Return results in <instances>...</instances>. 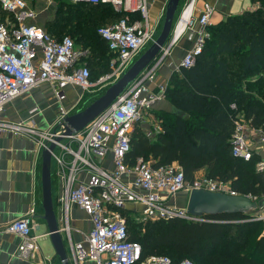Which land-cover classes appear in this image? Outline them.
Returning a JSON list of instances; mask_svg holds the SVG:
<instances>
[{
	"label": "built area",
	"instance_id": "obj_1",
	"mask_svg": "<svg viewBox=\"0 0 264 264\" xmlns=\"http://www.w3.org/2000/svg\"><path fill=\"white\" fill-rule=\"evenodd\" d=\"M68 1L73 4H107L115 12L123 14L121 19L97 30L111 55L110 73L97 81H91L89 70L80 63L89 55V51L77 49L69 36L56 39L44 29L28 24L37 15L28 7L26 0H0V10L5 13V18L0 17V133L29 138L42 152L54 144V150L50 153V173L61 186L57 200L66 212L69 206L76 207L91 222V229L83 241L70 243L74 264L88 261L95 264H172L167 256L159 255L148 256L142 261L141 246L129 239L120 210L130 204H137L143 206L139 211L143 221L181 219L196 223L212 222L187 215L185 208L169 207L166 199L194 188L239 195L226 183L206 177L188 183L182 170L171 164L153 167L143 158H137L133 163L127 158L134 128L143 120L146 112L163 99L164 87L154 92L150 85L163 57L169 55L170 47L181 37L176 36V30L169 46L162 49L157 64L144 70L109 109L80 132L64 135L65 119L77 106L70 110L60 108L57 113L58 126H54V131L51 127L41 132L43 136H40L39 142L33 137L36 135V126L31 118L17 122L1 119L9 103L44 85L50 87L58 102L66 100L65 90L68 87L81 90L79 101L85 92L102 93L127 71L149 44L154 43L160 20L150 21V0ZM195 1L189 0L184 6L177 25L185 21L182 34L195 22ZM201 10L195 23L205 27L209 24L214 8L204 4ZM185 15L187 20L184 19ZM205 39L204 34L197 36L193 48L181 60V68L188 69L194 65ZM37 112L38 108H34L29 116ZM57 127L58 130H55ZM244 131V125L235 123L230 146L233 157L249 161L254 149ZM58 137L61 138L59 142L56 141ZM261 142L264 143V137ZM108 156H111V171L103 167ZM255 170L264 176V159L256 162ZM247 196L257 200L256 197ZM236 222L260 223L261 236L264 237L263 206L259 207L257 214ZM35 226V211L31 208L5 229L6 233L20 239L16 252L20 259H32L39 250L40 236L34 233ZM178 264L195 263L183 259Z\"/></svg>",
	"mask_w": 264,
	"mask_h": 264
},
{
	"label": "trees",
	"instance_id": "obj_2",
	"mask_svg": "<svg viewBox=\"0 0 264 264\" xmlns=\"http://www.w3.org/2000/svg\"><path fill=\"white\" fill-rule=\"evenodd\" d=\"M71 4L66 11L60 9L58 20L48 27L49 32L44 30L56 39L73 35L70 38L75 47L89 51L82 61L93 81L91 77L109 72L108 56L111 57L97 30L121 19L123 14L107 4ZM263 74L264 8L226 18L212 29V36L194 65L170 77L165 99L182 115L160 113L161 132L155 140L145 137L136 127L127 156L129 162L143 158L146 162L151 160L153 167L177 162L188 183L194 180L196 171L205 168L206 178L228 183L233 192L263 197L264 180L254 171L256 159L235 158L230 146L235 118L240 113L250 128L264 135V105L243 88V84H248L250 92L260 95L264 88ZM252 76L259 78L250 82ZM100 93L93 95L92 100ZM89 96L83 97L77 111L85 108ZM246 218L243 215L208 218L214 223L157 220L148 223L139 234L126 227L129 239L141 246L142 261L159 255L167 256L172 264L183 259L195 264H264V237L258 235L260 223H235ZM245 246L250 247L242 252Z\"/></svg>",
	"mask_w": 264,
	"mask_h": 264
},
{
	"label": "crops",
	"instance_id": "obj_3",
	"mask_svg": "<svg viewBox=\"0 0 264 264\" xmlns=\"http://www.w3.org/2000/svg\"><path fill=\"white\" fill-rule=\"evenodd\" d=\"M168 3L169 0H150L148 9L150 21L159 20L165 13ZM205 3L210 4L214 8L211 23H221L228 17L237 16L242 12L251 11L255 8V5L250 0H198L195 5L196 16ZM28 24L34 25L36 23L33 20ZM193 26L198 27L195 23ZM194 36L191 37L189 33L186 39L171 51L170 57L166 62L164 61L157 67L155 71L156 76L150 85L151 90L158 92L160 87L166 88L170 77L182 69L180 68V62L185 54L193 48L197 35L193 42L187 40L193 39ZM82 60L80 61L81 65L86 66V63ZM67 90L75 98H69L66 93V100L58 102L54 98L49 86L44 85L36 88L31 93L9 103L1 119L16 122L27 121L31 118L36 127H42L43 129L51 128L53 121L57 117L58 110L60 108L71 109L79 101L80 96H82V92L78 91L77 88L68 87ZM34 108H38V112L33 116H29V112ZM160 113L182 115L165 98L156 102L146 112L143 120L137 124V128H140L145 137L150 140H155L156 135L161 132L160 119L158 118ZM244 122L247 121L244 119ZM247 127L250 128V125H247ZM250 129L254 130L253 135L255 136L254 144L252 143V148L254 149L252 159L255 158V162H257L264 159V143L261 142V138L264 135L260 130ZM36 151L37 147L33 140L26 137H15L10 133H0V264H61L55 255L47 235V223L42 210L41 163ZM148 163L152 164V161L149 160ZM171 165L174 168L181 169L177 162H173ZM103 167L108 171L113 170L111 156L106 158ZM255 173H257L256 170ZM205 174L206 169L201 168L194 173V179L203 178ZM262 178L264 180V176ZM227 185L230 188L228 183ZM60 189L61 186L58 181L55 186L51 187L54 213L69 263L74 264L70 252V243L82 242L91 229V222L89 217L76 207L69 206L67 212L64 210L57 200ZM163 196L165 197V195ZM187 199L188 192L183 191L166 199V204L169 207L184 209ZM256 199L261 202L260 206L264 207V196L261 198L256 197ZM128 206L138 212L143 209L142 205L130 204ZM31 208L35 211L36 226L34 233L40 236L38 240L39 250L32 259H20L16 253L20 239L16 235L6 233L5 229L12 221L28 213ZM83 264L95 263L88 261Z\"/></svg>",
	"mask_w": 264,
	"mask_h": 264
},
{
	"label": "water",
	"instance_id": "obj_4",
	"mask_svg": "<svg viewBox=\"0 0 264 264\" xmlns=\"http://www.w3.org/2000/svg\"><path fill=\"white\" fill-rule=\"evenodd\" d=\"M180 1L181 0H169L160 35L147 52L140 56L119 79L107 87L104 93L91 104L65 119V136L80 132L97 116L109 109L132 82L154 62L171 35L174 18L177 14ZM60 139L61 138L58 137L56 141L59 142ZM54 147V144H51L41 155L42 210L44 219L47 223V235L56 257L61 264H70L55 217L51 193L50 153L54 150ZM260 204V201L251 200L246 195L232 196L194 188L188 192L185 211L187 215L191 217L203 219L218 215H243L250 217L258 213ZM208 223L214 222L209 221Z\"/></svg>",
	"mask_w": 264,
	"mask_h": 264
},
{
	"label": "rangeland",
	"instance_id": "obj_5",
	"mask_svg": "<svg viewBox=\"0 0 264 264\" xmlns=\"http://www.w3.org/2000/svg\"><path fill=\"white\" fill-rule=\"evenodd\" d=\"M197 1L198 0H196L195 1V3L197 4ZM189 2V0H181L180 1V3H179V7H178V11H177V14H176V16H175V18H174V24H173V28H172V31H171V35H170V37H169V39L167 40V42H166V44L164 45V47H167V46H169V44L171 43V39H172V36H173V34H174V31L177 29V25H178V22H179V20H180V17H181V15H182V12H183V9H184V6L187 4ZM250 2L252 3V4H254L255 5V8L253 9V10H251V11H246V12H256L258 9H260V7L261 8H264V2L262 1V0H257V1H255V0H250ZM26 3H27V5H28V7L30 8V9H32L33 11H34V13L37 15L36 16V18L34 19V21H35V23L36 24H34V25H36V26H38V27H40L41 29H46V31H50L49 29H48V27L51 25V24H53V23H55L54 21H56V20H58V17L60 16V14H59V12H60V9H63V11H66V8L67 7H69L70 5H72L71 4V2H69L68 0H26ZM195 4V5H196ZM205 4H208V3H205ZM204 5V4H203ZM203 5H202V7H203ZM210 5V4H209ZM211 6V5H210ZM201 7V8H202ZM201 9L198 11V15L196 16L195 15V13H194V20H195V22H196V19H197V17H199V15H200V13H201ZM243 13H245V12H242V13H240V15L241 14H243ZM164 15H165V13L161 16V20L159 21V25H158V28L156 29V32H155V34H156V36H155V38H154V43L157 41V39H158V37H159V35H160V32H161V29H162V25H163V22H164ZM240 15H237V16H240ZM5 16V13L3 12V11H1L0 10V17H4ZM213 16V15H212ZM212 16L210 17V21H209V24L207 25V26H205V27H194L193 25V29L191 28V27H189L188 29H186V30H184V32H183V34L181 35V37L178 39V41L175 43V44H173L171 47H170V52H169V55H170V53H171V51L180 43V42H182L184 39H186V36L187 35H189V33H190V35H191V37L192 36H194V34H195V36L197 35H201V34H204L205 36H206V39L204 40V45H205V43H206V41H207V39H209L210 38V36H212V29H214V28H216V27H218L219 26V24L220 23H211V19H212ZM194 22V23H195ZM196 24V23H195ZM191 28V30L189 31V29ZM176 32V31H175ZM68 35V34H67ZM70 35V34H69ZM195 36H194V38L193 39H191V40H187V41H194V39H195ZM69 37H72L73 38V35H70ZM191 42V43H192ZM153 43V44H154ZM152 43L151 44H149L143 51H142V53L139 55V57L140 56H142L145 52H147V50L153 45ZM163 47V48H164ZM162 48V49H163ZM162 49H161V51H160V53L158 54V56L156 57V59L154 60V62L149 66V67H151V66H153V65H155V64H157V62L159 61V59L161 58V56H162ZM169 55H166V56H164L163 57V61L159 64V65H161L164 61L166 62V60L170 57ZM138 57V58H139ZM137 58V59H138ZM110 61H111V57L110 56H108V70H109V72L108 73H105V72H101L100 74H99V77L101 78V77H104V76H106V75H108L109 73H110V67H109V63H110ZM158 65V66H159ZM148 67V68H149ZM181 68V67H180ZM151 69V68H150ZM156 76V75H155ZM154 76V77H155ZM99 77H91L92 78V80L93 81H97V79L99 78ZM263 77H264V74H263ZM259 78V76H252V81L251 80H249L250 82H254L255 80H257ZM254 86V85H253ZM243 88H244V90H245V92L246 93H248L253 99H255L260 105H264V88H262L261 89V91H260V95H258V94H255L254 92H250L249 91V85L248 84H243ZM78 91H81L80 89H77ZM165 90H166V88H164V93H163V98H165ZM66 91V93H67V95H68V97L69 98H75V96L69 91V90H65ZM103 92L102 93H100L101 91H98V92H95V93H90V92H85L84 93V95H83V97L86 95H91V96H89V98L88 99H86V101H85V103H88L87 105H85V107H87L89 104H91L95 99H97L101 94H103L104 93V91L105 90H102ZM160 91V88L158 89V92ZM97 93H100L99 94V96L98 97H96L94 100H92L93 98H94V96L93 95H95V94H97ZM93 96V97H92ZM83 97H82V99H83ZM82 99L80 100V101H77V103L74 105V106H72V108L73 107H75V106H77V107H75L74 108V110H73V112L72 113H69V116L70 115H72L73 113H75L78 109L77 108H79V103L82 101ZM60 110V109H59ZM58 110V111H59ZM65 110H68V109H65ZM70 110V109H69ZM148 112V111H147ZM145 114V113H144ZM144 117H145V115H144ZM57 118H58V116L56 117V119H55V121H53V125H51V127H53L52 129H53V131H54V126L56 127V126H58V121H57ZM244 114L242 113H240V114H238V115H236V118H235V123H241L242 125H244V128H245V131H244V133H245V135L247 136V138H248V140L251 142V143H253L254 142V130H251L249 127H247V125H249V122H244ZM17 122V121H16ZM136 127H137V125H136ZM50 128V127H49ZM48 128V129H49ZM135 129V128H134ZM47 130V128L46 129H43L42 127H36V130L34 131V132H36V135H34L33 137L36 139V141H38L39 142V140L41 139V137L40 136H43V134L41 133V132H43V131H46ZM55 130H58V127L57 128H55ZM134 131V130H133ZM234 133H235V131H234ZM234 133H233V135H234ZM232 135V136H233ZM40 138V139H39ZM254 144V143H253ZM37 156H38V159H39V161H40V163H41V155H42V151L41 150H38V148H37ZM53 167H54V164H53ZM254 171H255V169H254ZM50 181H51V187H53V186H55V184H56V182H57V180H56V177L52 174V172L50 173ZM256 201H258V200H256ZM141 211V210H140ZM120 215H121V217L122 218H124V220H125V224L129 227V228H131V231L133 232V233H136V234H139V233H141L144 229H145V227L147 226V224L148 223H155V222H157V220H155V221H143L142 220V217H141V215H140V213L137 211V210H133L132 208H130L129 206H126L124 209H121L120 210ZM248 218H250V217H247V219ZM162 221H168V220H162ZM235 223H239V222H235ZM240 223H245V222H240ZM258 235H259V237L261 238L262 236H261V233L259 232L258 233ZM250 247V246H249ZM248 246H245V248H243L241 251L242 252H245V249L246 248H249ZM163 254V253H162Z\"/></svg>",
	"mask_w": 264,
	"mask_h": 264
},
{
	"label": "bare ground",
	"instance_id": "obj_6",
	"mask_svg": "<svg viewBox=\"0 0 264 264\" xmlns=\"http://www.w3.org/2000/svg\"><path fill=\"white\" fill-rule=\"evenodd\" d=\"M184 19L187 20V15L184 16ZM183 24H185V21H182V24H180L177 29H176V36H180L182 35V31H183Z\"/></svg>",
	"mask_w": 264,
	"mask_h": 264
}]
</instances>
